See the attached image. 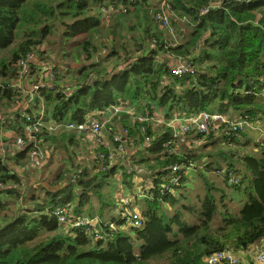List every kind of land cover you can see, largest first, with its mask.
<instances>
[{"label": "trees", "instance_id": "obj_1", "mask_svg": "<svg viewBox=\"0 0 264 264\" xmlns=\"http://www.w3.org/2000/svg\"><path fill=\"white\" fill-rule=\"evenodd\" d=\"M162 1L0 0V264H205L214 252L244 251L264 239V134L245 130L264 128V0H167L174 34L157 18ZM69 53L75 68L61 66ZM113 57L122 60L113 65ZM181 63L190 70L178 77L173 69ZM117 104L128 110L113 116L107 137L117 132L114 120L128 129L116 143L124 157L98 171L77 150L85 136L65 124L97 113L101 120ZM41 110L39 131L29 125L26 132L22 123ZM201 111L245 123L186 138L205 140L204 150L183 146L164 122ZM158 113L163 123L139 119ZM220 141L254 146L237 167L234 152L210 150ZM41 148L45 163L31 162ZM55 153L58 165L46 176ZM189 169L206 185L198 206L174 194L190 180ZM211 171L242 199L212 185ZM144 194L143 225L132 227L125 208ZM60 207L66 224L55 213ZM219 208L227 214L213 228Z\"/></svg>", "mask_w": 264, "mask_h": 264}, {"label": "built area", "instance_id": "obj_2", "mask_svg": "<svg viewBox=\"0 0 264 264\" xmlns=\"http://www.w3.org/2000/svg\"><path fill=\"white\" fill-rule=\"evenodd\" d=\"M170 8V5L167 3V0H163L162 4L160 6V10L157 13V18L161 21L162 25L170 30L171 33H175V28L173 27L171 23V17L168 13V9ZM208 9L203 10V13H206ZM23 67H26L25 63H22ZM190 70V66L188 64L181 63L177 67L173 69V74L175 76L181 77L185 72ZM49 78V80H52L54 78L52 72L48 71L46 74ZM37 87V86H36ZM35 89V87H33ZM34 99L33 96H31V100ZM124 106V105H123ZM112 106L106 109L103 112V118L101 120L96 119L94 117H89L88 120L84 122H67L65 124V127L68 129L76 130L78 133L87 136L94 144H92L91 152L93 156V162L97 166L98 171H105L108 167H110L115 161L118 159H122L125 152V147L122 143L119 145H116L117 142H124L126 139V135L128 134V129H123L122 132H116L113 135L112 140H109V138L105 135L104 129L105 125L108 123H111L113 121V116L117 113L125 110H128L125 106ZM120 107V108H116ZM116 108V109H114ZM134 115V114H133ZM157 115V114H156ZM44 117V111L41 110L38 113L37 119L32 120L30 117H27L25 122L22 123V125L25 127L26 132H31V127L29 125H32L35 131H39L38 125L41 124V120ZM186 117V119H184ZM141 121H153L156 124L163 123L164 118L157 115L154 117H139ZM244 118H238L234 119L233 121H229V118L227 115H222L216 112H208V111H201L198 115L187 117L183 116V123L177 127L178 134L187 133L189 132V129L192 125H195V128L197 132L199 133H208L210 132L211 128L215 124L219 123H225L229 122L230 125L233 127L234 130H237L239 127H242L245 123L243 120ZM174 121H177V117L170 121H165L164 123H168L171 125ZM35 132L32 133L34 135ZM17 146H23L24 140L21 137H18L16 139ZM102 148H105L106 150H103ZM31 162H35L38 160V158H42V150L39 149L38 151H33L30 155ZM181 169L180 166L175 165L173 167L174 172H178ZM190 170V169H189ZM187 171H185V174ZM177 177L173 179L174 182H176ZM126 198H123V201L125 203H129V197L126 196ZM127 211L126 215H128L127 219L132 227H141L143 225V220L141 218V215L139 211L135 210L134 208H128L126 207ZM125 208V209H126ZM55 213L59 217V221L63 224H66L69 222L68 215L66 214L65 210L63 208H57L55 210ZM80 223H83L80 221ZM256 261L259 264H264V245L257 251L256 253ZM205 264H222V263H228V264H250L249 262H246L242 259L239 254L234 253L232 251H217L209 256L204 258Z\"/></svg>", "mask_w": 264, "mask_h": 264}, {"label": "rangeland", "instance_id": "obj_3", "mask_svg": "<svg viewBox=\"0 0 264 264\" xmlns=\"http://www.w3.org/2000/svg\"><path fill=\"white\" fill-rule=\"evenodd\" d=\"M130 20H131V22H132V17L130 18ZM59 39L55 36L54 37V41H58ZM102 50V49H101ZM2 55H7V52H3L2 54H1V56ZM102 55L105 57L106 56V52L103 50V52H102ZM73 56V53H69L65 58H63V59H65L66 60V62H63V64L61 65L62 67L64 66V67H66V68H68V67H70V66H74V65H78V63H77V61H76V59H75V57L73 58L72 57ZM122 59H117L116 57H113L112 59H111V62H114L113 63V65L115 64V63H117V62H119V61H121ZM122 63V62H121ZM65 68V69H66ZM69 77V76H68ZM68 77H65V78H68ZM115 106H123L122 104H117V105H115ZM112 107V106H111ZM116 108H120V107H116ZM116 108H114V109H116ZM177 115L178 114H175V118L177 117ZM183 115H185V114H182V116ZM193 116H195V115H193ZM236 119H238L239 118V116H236L235 117ZM184 119H186V117L184 118ZM116 122V120H114V122L112 123V126H114L115 127V125H114V123ZM52 123H46V125L47 126H49V125H51ZM177 124V121H174L171 125L172 126H175ZM118 126H123L121 123H120V121H118V124H117ZM170 126V125H169ZM261 126V125H260ZM246 128H245V130L247 131V132H249L250 134H252V135H250V134H248V135H250L251 137H253L254 138V135L257 137L259 134L261 135V134H264V128H262V127H259V131H257V132H255L256 130H254V128L252 127V125L251 124H249V125H247V126H245ZM110 127L108 126V125H105V129H104V133H105V135H108V133L110 132ZM56 130H58V129H56ZM55 130V131H56ZM194 130H196V128H195V125H192L191 127H190V129H189V131H194ZM185 136H191V137H193L194 136V134L193 133H189V134H187V135H185ZM241 140H242V137H241ZM206 141L205 140H202V141H199V142H197V143H194V148L195 149H201V150H204V148L205 147H202L203 146V144L205 143ZM226 143H223L222 141H220L216 146L214 145V148H212L211 147V151L212 150H215V149H217V148H220V147H224V150H223V152L228 156L229 154V151H232V152H234L237 156L235 157V159H234V162H235V166H241V159L238 157L239 155H241V154H243L244 152L243 151H248V152H252V147L254 146V144L253 143H251L249 146H251V147H248V148H246L245 149V147L244 146H242V145H240V144H234V145H232L231 146V148L229 147V145L227 144V145H225ZM87 147H88V149L87 150H89L90 151V149H91V146L92 145H90V144H87L86 145ZM183 146H184V144H183ZM186 146V145H185ZM186 147H189V145L188 146H186ZM42 149V152H44V150H43V148H41ZM79 151H80V153L82 154V156L84 157V159H85V161L87 162V159H86V154H84L83 153V151H81V149H78ZM178 150L180 151H183V149H182V146H179L178 147ZM45 154V153H44ZM62 154V153H61ZM218 156V160H220V162L223 164L224 163V161H223V158L221 157V156H219V155H217ZM44 157V158H43ZM42 158H43V161L41 160L40 161V164L41 163H45L44 161H46V159H47V157L46 156H43ZM52 158V161L51 162H53L52 163V168L51 169H48L47 167H46V169H45V172H44V174H47L46 176H49L51 173H52V169H54V167H56L57 165H58V161H59V158H58V154H56L55 153V158L54 157H51ZM51 158H49V159H51ZM38 169H40V167L38 168ZM210 173H212V174H210ZM209 175H211V177H209V182L212 184V185H214L215 187H218L220 190V192H226L225 190H227V192H226V194H227V197L230 195V196H234V195H236V197H238L239 199H242V197H241V194H240V192L239 191H237L235 188H230V187H227V185L226 184H224V182H223V177H222V175L221 174H218V172L217 171H214V173L211 171V172H209ZM195 180H196V182H190L189 184V187L188 188H184V189H182V191H183V195L185 196V198H184V200H183V202L182 203H185V204H195L196 206H198V205H200V203H201V201H202V199H203V197H204V195H205V193H206V190H205V188H206V185L204 184V182H203V180L201 179V178H196L195 177ZM223 185V186H222ZM38 186H41V185H38ZM213 191H214V189H213ZM236 193H235V192ZM127 194V193H126ZM117 197V196H116ZM123 197V196H122ZM124 198H126L127 199V197H124ZM132 199H133V197H132ZM229 199H233V197H230ZM94 200V199H93ZM234 203H235V205H234V209H232V210H236L237 211V207H238V204H237V202H236V200H237V198H234ZM136 203V202H135ZM133 204V206H132V208H134L135 210H137L138 211V209L142 206V205H144V203L143 202H141L140 200H139V202L138 203H136V204ZM96 206H97V202H95L94 203ZM178 207H179V205H178ZM122 208L121 207H116L115 208V214H117L118 215V212L121 210ZM175 209H176V207H171L170 208V211L173 213L174 211H175ZM126 210H127V208H126ZM140 211V210H139ZM119 213H121V211L119 212ZM225 214H227V211H223V209H221V208H219L218 209V211H217V213H216V216H215V219H214V221H213V228H216L220 223H221V221H222V218L224 217V215ZM87 216H85V218H86ZM188 217V219L190 220V221H195V217H191V216H187ZM87 219H89L88 217H87ZM127 229V228H126ZM130 228L128 227V229L127 230H129Z\"/></svg>", "mask_w": 264, "mask_h": 264}, {"label": "crops", "instance_id": "obj_4", "mask_svg": "<svg viewBox=\"0 0 264 264\" xmlns=\"http://www.w3.org/2000/svg\"><path fill=\"white\" fill-rule=\"evenodd\" d=\"M75 66L76 65H74V68H75ZM95 115H99V113H97V114H91L90 115V117H94L95 118ZM158 115L159 116H163V114L161 113H158ZM184 116V115H183ZM183 116L181 115V114H178L177 115V124H176V126H175V128L177 129V126H179L181 123H183ZM174 118H175V115H174ZM164 119H166V118H164ZM167 121H169L168 119H166ZM118 124V121H117V123L115 124V125H117ZM114 129H116V131L117 132H122V126H118V127H114ZM195 133V130L194 131H190L189 133ZM189 133H187V134H189ZM7 134V133H6ZM186 134H180V136L182 137L181 138V143L182 144H184V145H186V146H188V145H190V143H194V142H192V141H188V140H186V138H188V137H191V136H185ZM107 136V135H106ZM78 137H83V135L82 134H80V133H78ZM80 140V143H79V148L78 149H81V151H83V153L84 154H86V159H87V162L85 161V159H84V157L82 156V154H81V159L84 161V162H86V163H89V162H91L90 160H93V156H92V152H91V149H90V151L89 150H87L88 149V147L86 146L87 144H90V145H92V144H94V142H92L87 136H85V138H81V139H79ZM92 147V146H91ZM195 147V146H194ZM77 149V150H78ZM88 152H90V154L88 153ZM191 171L190 170H188L187 171V173L185 174V176L186 177H188V178H190V180L189 181H187V183L185 184V186H184V188L186 187V188H188L189 187V185L191 184L190 182H196V180H195V177H192V175H191ZM142 176H141V178H139V179H137V181H136V183H139L138 184V186H140V183H141V181H142ZM169 180V179H168ZM190 183V184H189ZM164 184H166V183H164ZM185 188V189H186ZM190 188V187H189ZM184 191V190H183ZM183 191H182V188H179V189H176L175 191H174V194L176 195V194H178V197L181 195V194H184L183 193ZM129 192V191H128ZM128 192H127V194L125 195V197L126 196H130V194H128ZM143 195V194H142ZM147 198L148 196H147V194H144V196H139L138 197V199L140 200V199H142V198ZM135 203V202H134ZM133 203V204H134ZM140 209H142V206L140 207ZM138 211H139V209H138ZM264 245V239L263 240H261L259 243H257V244H255V245H252L251 247H249L247 250H244V251H237V252H235V253H237V254H239V256H241L242 257V259L243 260H245L246 262H249L250 264H259L257 261H256V253H257V251L262 247ZM222 264H224V263H222ZM226 264H228V263H226Z\"/></svg>", "mask_w": 264, "mask_h": 264}, {"label": "bare ground", "instance_id": "obj_5", "mask_svg": "<svg viewBox=\"0 0 264 264\" xmlns=\"http://www.w3.org/2000/svg\"><path fill=\"white\" fill-rule=\"evenodd\" d=\"M247 121V120H246ZM252 121V120H251ZM227 125V124H226ZM257 125V124H256ZM170 126H172V125H170ZM176 126V125H175ZM174 126V127H175ZM177 127H179V126H177ZM240 128V127H239ZM238 130V129H237ZM240 130V129H239ZM190 132V131H189ZM189 132H187V133H189ZM195 132H197V130H195ZM187 133H183V134H187ZM197 133H199V132H197ZM233 134V133H232ZM178 135H180V134H178ZM261 140V139H260ZM191 168V167H190ZM232 174V173H231ZM233 175V174H232ZM236 176V175H235ZM240 185V184H239ZM230 251V250H229ZM224 264H226V263H224Z\"/></svg>", "mask_w": 264, "mask_h": 264}]
</instances>
